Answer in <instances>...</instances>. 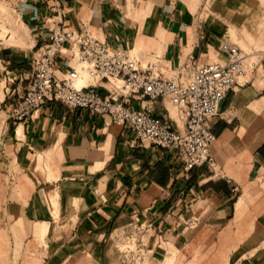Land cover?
<instances>
[{
    "label": "crops",
    "instance_id": "crops-1",
    "mask_svg": "<svg viewBox=\"0 0 264 264\" xmlns=\"http://www.w3.org/2000/svg\"><path fill=\"white\" fill-rule=\"evenodd\" d=\"M8 1L30 34L25 44L0 40V264L264 261V0H62L70 27L87 22L98 38L137 48L168 73L226 62L223 40L261 54L211 120L216 169L190 170L175 150L135 144L129 125L57 99L28 121L7 119L53 25L52 0ZM72 52L68 42L59 74ZM109 85L91 86L107 94ZM133 103L185 126L167 98ZM126 239L138 245L131 256Z\"/></svg>",
    "mask_w": 264,
    "mask_h": 264
},
{
    "label": "built area",
    "instance_id": "built-area-1",
    "mask_svg": "<svg viewBox=\"0 0 264 264\" xmlns=\"http://www.w3.org/2000/svg\"><path fill=\"white\" fill-rule=\"evenodd\" d=\"M53 25L49 38L33 55L32 69L25 74L27 83L19 100L7 111V119L28 121L49 100L57 99L72 108L88 109L129 125L136 132L138 145H161L175 150L186 170L196 166L217 167L212 150L216 139L211 120L220 114L228 92L238 86L249 65L258 64L261 54L247 52L238 44L223 40L226 62L194 63L191 74L185 67L168 73L159 59L142 60L130 48L114 46L95 36L87 22L75 30L67 23L68 7L52 0ZM73 46L70 68L57 72L59 56L66 44ZM252 56L249 61V57ZM3 62L0 59V66ZM86 76L95 85L106 86L103 94L91 84L78 85ZM165 99L186 114L185 126L177 129L160 115L151 112L152 104L137 108L133 100ZM235 190L238 186L234 187Z\"/></svg>",
    "mask_w": 264,
    "mask_h": 264
},
{
    "label": "rangeland",
    "instance_id": "rangeland-1",
    "mask_svg": "<svg viewBox=\"0 0 264 264\" xmlns=\"http://www.w3.org/2000/svg\"><path fill=\"white\" fill-rule=\"evenodd\" d=\"M2 1H3V3L5 4L6 3V9L5 10H3L2 8L3 7H1L2 6ZM0 9H2V10H0V17H4V16H6V19H2V21L4 22V23H6V22H8L9 24H10V20H12V19H15L14 17H15V15H16V17L17 16H19V13L16 11V9L9 3V1L8 0H0ZM11 9V10H10ZM7 10V11H6ZM5 13V14H4ZM3 14H4V16H3ZM11 15V16H10ZM14 15V16H13ZM11 18H10V17ZM13 16V17H12ZM9 17V20L8 21H6L7 20V18ZM5 18V17H4ZM6 21V22H5ZM12 22V21H11ZM7 23V24H8ZM10 26V25H9ZM0 32L1 31H4V27L3 26H0ZM263 28H264V24H263ZM6 31V30H5ZM8 31V32H7ZM6 32H1V34H0V40H2V41H4V42H7V43H17V44H25L26 43V41H27V39L28 38H26V37H24V39L22 40V37L20 38L18 35H16V34H14V32H12V30H7ZM14 34V35H13ZM257 46L259 47V48H262L263 50H264V41H263V43L261 44L259 41L257 42ZM140 51H139V49H134L133 50V53H139ZM154 60H156V59H154ZM4 84V83H3ZM171 106V108H172V110L173 111H176L177 110V106H175V105H170ZM131 236V235H130ZM150 237V235H147L146 234V236L144 237V241H146V240H148V238ZM130 238H132V236L130 237ZM127 240V239H126ZM139 242V241H138ZM136 248H138V245L136 244V242L134 241V240H127V241H125V243H124V249H125V253H129L130 255L129 256H131L132 255V253H133V251L136 249ZM257 263V262H256ZM257 264H264V261H262V262H258Z\"/></svg>",
    "mask_w": 264,
    "mask_h": 264
},
{
    "label": "bare ground",
    "instance_id": "bare-ground-1",
    "mask_svg": "<svg viewBox=\"0 0 264 264\" xmlns=\"http://www.w3.org/2000/svg\"><path fill=\"white\" fill-rule=\"evenodd\" d=\"M1 7H3L2 9L3 10H5L6 9V3L4 4L3 3V1H2V6ZM2 9H0V10H2ZM11 10V9H10ZM7 11V10H6ZM5 14V13H4ZM4 14H3V16H4ZM11 16V15H10ZM9 16V17H10ZM14 16V15H13ZM12 16V17H13ZM5 17V18H4ZM4 17H0V26H3L4 27V31H1L2 33L3 32H6L7 30H12V32H14V34H16V35H18L20 38L22 37V40L24 39V37H26V38H29V34H30V32H29V28H28V26L25 24V22H24V20H23V18H22V16L19 14V16H17L16 17V15H15V19H12V20H10V24L8 23V22H6V21H8L9 20V17L7 18V20L5 21L6 23H4L3 21H2V19L4 20V19H6V16H4ZM11 18V17H10ZM12 21V22H11ZM8 23V24H7ZM10 25V26H9ZM1 29V28H0ZM6 30V31H5ZM1 32H0V34H1ZM8 32V31H7ZM13 34V35H14ZM86 82V76H83V77H81L79 80H78V82H77V84L78 85H81V84H83V83H85Z\"/></svg>",
    "mask_w": 264,
    "mask_h": 264
}]
</instances>
